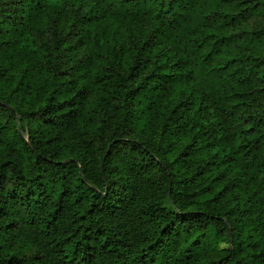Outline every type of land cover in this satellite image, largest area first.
I'll return each mask as SVG.
<instances>
[{
  "label": "trees",
  "instance_id": "1",
  "mask_svg": "<svg viewBox=\"0 0 264 264\" xmlns=\"http://www.w3.org/2000/svg\"><path fill=\"white\" fill-rule=\"evenodd\" d=\"M63 1L0 0V264H264V0Z\"/></svg>",
  "mask_w": 264,
  "mask_h": 264
},
{
  "label": "rangeland",
  "instance_id": "2",
  "mask_svg": "<svg viewBox=\"0 0 264 264\" xmlns=\"http://www.w3.org/2000/svg\"><path fill=\"white\" fill-rule=\"evenodd\" d=\"M51 3L53 4H61V5H64V1L63 0H49ZM82 1V5L81 7H83L84 10H87L88 6H89V2L88 0H81ZM69 6V5H68ZM78 7V4H75L74 8H77ZM43 39V41L45 42H48V43H52L54 44L55 43V40L52 36V31L49 29L45 34L44 36L41 37ZM39 38L41 41L42 39ZM78 40H79V37L78 36H75L74 33H72L71 35H69V39H68V43L70 44H77L78 43ZM77 52L76 54L74 55L73 57V62L76 60V59H84L85 56H86V52H85V49L84 47H81V48H77ZM20 126V129L25 133L27 134V126L25 124H19ZM27 136V135H26Z\"/></svg>",
  "mask_w": 264,
  "mask_h": 264
}]
</instances>
